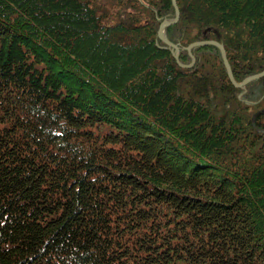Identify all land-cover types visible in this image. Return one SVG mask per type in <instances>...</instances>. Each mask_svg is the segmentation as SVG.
<instances>
[{"label":"trees","instance_id":"obj_1","mask_svg":"<svg viewBox=\"0 0 264 264\" xmlns=\"http://www.w3.org/2000/svg\"><path fill=\"white\" fill-rule=\"evenodd\" d=\"M0 0V264H264V0ZM192 60V63H191ZM191 64V65H190Z\"/></svg>","mask_w":264,"mask_h":264},{"label":"water","instance_id":"obj_2","mask_svg":"<svg viewBox=\"0 0 264 264\" xmlns=\"http://www.w3.org/2000/svg\"><path fill=\"white\" fill-rule=\"evenodd\" d=\"M170 1H171L172 6H173V9H174V19L171 20V21H168V22L167 21H163L160 24V26L158 28V31H157V37L165 45H167L168 47H171L174 50V52L176 53L177 52L176 48L173 45H171L170 43H168L162 36L163 29L165 27L173 25L177 21V18H178V11L176 9L175 1L174 0H170ZM196 46H213V47H215V48H217L219 50L221 61H222L223 67L225 69L227 78H228L229 82L232 84V86L235 87V88H239V87L243 86L244 84H246L247 82H249L251 80H255V79H258V78L264 76V71H263L261 73H258V74H255V75H252V76L246 78L245 80L241 81L239 84H235V82L232 79L229 66H228V64L226 62L223 48L217 42H214V41H201V42L192 43L186 48L187 53H189V50L191 48L196 47ZM191 63H192V60H191Z\"/></svg>","mask_w":264,"mask_h":264}]
</instances>
